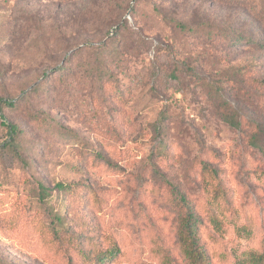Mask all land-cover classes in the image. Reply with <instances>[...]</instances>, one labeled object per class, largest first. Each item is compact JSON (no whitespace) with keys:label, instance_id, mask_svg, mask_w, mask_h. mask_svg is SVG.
Returning a JSON list of instances; mask_svg holds the SVG:
<instances>
[{"label":"rangeland","instance_id":"1","mask_svg":"<svg viewBox=\"0 0 264 264\" xmlns=\"http://www.w3.org/2000/svg\"><path fill=\"white\" fill-rule=\"evenodd\" d=\"M253 11L264 12L261 0H0V97L5 99L20 100L86 39L95 46L106 42L118 24L126 25L130 38L118 80L130 87L125 104H102L97 84L83 71L85 79L61 87L57 103L43 106L52 122L49 131L31 126L18 112L0 113V145L10 141L1 122L19 123L29 139L23 158L31 163L0 153V264H64L37 221H50V210L63 207L57 183L84 179L104 201L95 215L99 233L112 237L123 252L115 264H161L169 257L170 264H183L171 192L175 186L199 207L205 204L200 160H215L226 170L237 208L224 232L209 241H222L229 261L263 253L264 178L248 171L264 170V157L222 121L208 86L232 85L222 98L246 119L257 115L264 124V113L253 114V100L240 93L249 69L264 63V49L225 48L213 40L225 29L255 30ZM181 22L194 31L182 32L176 26ZM92 55L86 50L74 62L92 61ZM163 113L169 115L165 124L173 148L165 162L152 157L159 145L153 126ZM37 141L41 144L33 150ZM96 151L120 169L87 166L92 157L86 155ZM154 163L161 174L152 171ZM40 182L50 189L49 202L39 197Z\"/></svg>","mask_w":264,"mask_h":264},{"label":"trees","instance_id":"2","mask_svg":"<svg viewBox=\"0 0 264 264\" xmlns=\"http://www.w3.org/2000/svg\"><path fill=\"white\" fill-rule=\"evenodd\" d=\"M261 1L264 6V0ZM251 19L255 24V30L225 29L213 40L216 39L225 48L234 46L250 50L264 49V12L253 11ZM102 26L99 27V32L102 31ZM176 26L184 33L194 31L192 26L183 22L177 23ZM127 30L125 24H118L113 36L106 42L100 39L97 42L102 43L95 46L92 45L93 40L86 39L77 44L75 46L77 48H72L71 55L64 59L62 66L45 72L41 81L35 82L20 100L14 101L0 97V113L6 110L18 112L32 123L31 126L43 132L49 131L52 122L45 118L43 106L57 103L61 87L68 89L73 80L85 79L83 71L86 74L89 73L90 81L97 84V90L103 96L102 104L110 108H113L116 102L125 104L130 87L118 83V80L123 68L127 66L126 47L130 40L126 35ZM86 50L92 53L95 59L92 61L87 59L76 64L75 58ZM249 70L251 76H244L246 83L241 86L246 85L250 91L247 92L248 89L245 88L241 89L240 93L244 92L245 96L248 94L253 100V114L255 112L264 113V63H256ZM208 86L210 96L215 101L222 121L242 134L248 147L264 157V124L257 120V115L246 119L230 99L222 98L229 96L224 93L228 88L232 90V85L220 87L209 82ZM234 91L235 97L238 96L239 93ZM230 94L232 98L234 94ZM1 118L5 117L1 114ZM167 119L169 115L166 116L163 113L153 126V132L159 140V145L152 157L159 158L161 162L169 161L173 156V148L165 124ZM1 124L7 128L10 141L8 144L0 145V153L12 152L27 166H30L31 163L23 158L24 143L29 141L28 132L19 123L6 125L5 122H1ZM40 144L38 141L33 144V150ZM88 156L92 157V161L88 159L87 166L110 170L120 169L117 164L98 151L88 153L86 157ZM155 164L152 165V171L161 174ZM199 165L205 199L203 206L199 207L186 194L181 195L175 186L172 188L174 192H171L173 198L171 207L177 216V244L183 264H264V250L261 254L249 253L248 257H234L232 261H229L230 255L222 252L220 246L222 241H209L210 237L215 238L224 232L229 213H232V210L236 212L237 208L234 206L230 190L226 187L228 185L226 170L218 166L215 160H200ZM248 172L255 179L264 178V170L249 167ZM165 183L171 187L168 181ZM39 189L40 199L43 202H49L50 189L42 182L39 183ZM54 189L63 195V207L59 206L50 210V221L41 218L37 221V228L46 238L45 242L47 246H50L51 251L60 256L64 264H115L122 257L123 252L112 237L106 234L101 236L99 233L95 215L102 209L104 201L93 190L90 182L86 179L68 184L59 182ZM242 207L244 211L248 210L245 205ZM105 242H108L107 247L103 246ZM171 261L172 258L169 257L168 262L162 260L161 264H170Z\"/></svg>","mask_w":264,"mask_h":264}]
</instances>
